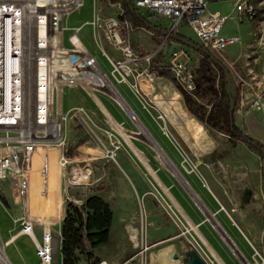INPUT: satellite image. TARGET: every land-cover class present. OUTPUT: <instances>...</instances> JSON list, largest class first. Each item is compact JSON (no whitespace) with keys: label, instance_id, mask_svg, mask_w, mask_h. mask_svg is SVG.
Returning <instances> with one entry per match:
<instances>
[{"label":"rangeland","instance_id":"374dc122","mask_svg":"<svg viewBox=\"0 0 264 264\" xmlns=\"http://www.w3.org/2000/svg\"><path fill=\"white\" fill-rule=\"evenodd\" d=\"M234 1L228 0V6L219 5L211 9H220L229 16L223 33L235 36L238 41L219 54H211L230 75L231 96L237 99L235 125L264 145V0H250L258 15L240 24L233 19ZM92 9L93 0H83V7L66 20L69 30L64 33V44L68 46L72 30L81 27L78 33L80 42L106 69L107 62L95 46L88 25ZM146 21L153 27L165 26L161 19L146 17ZM179 31L187 39L195 40L189 27L181 26ZM134 39L148 50L157 44L155 38L150 41L142 31L136 32ZM104 48L110 52L107 46ZM192 56L191 67L199 90L194 98L190 97L209 111L220 92L219 74L216 69L211 75L199 70L200 57L194 50ZM152 81L147 83L155 93L152 98L144 93L135 97L124 85L117 86L124 95L122 102L117 97V104L102 95L94 94V97L143 154L158 181L180 204L216 255H229L233 264H241L205 217L201 204L185 188L183 178H179L153 146L154 139L243 257L251 264H264V182L261 180L264 156L242 143L231 144L226 135L199 122L187 111L182 95L172 82L161 77ZM61 97L65 145L63 150L56 145L51 151L50 225L63 219L64 212L70 211L71 206H81L84 200L99 197L108 204L112 214L109 241L99 246L100 251H97L104 255V259L108 257L105 259L107 262L111 263L110 259L115 264H171L170 257H181L195 248L209 264H213L208 258L211 256L208 248L119 132L112 128L93 97L80 88H65ZM143 126L149 130L148 137L140 136ZM61 151L68 162L64 166L59 165ZM40 153L44 155L42 151ZM111 154H114V159ZM32 167L31 218L33 222L43 224V168L38 160H34ZM5 187L9 194L8 187ZM247 191L250 193L248 198L245 197ZM0 199L4 205L0 204V235L2 241H7L19 232L20 227L15 223L17 210L9 205L6 197ZM127 226L136 229L138 248H133ZM36 237L40 239L38 233ZM6 253L13 264L39 262L26 236H19L7 247ZM92 254V258H88L86 253L79 254L75 264H95L102 259L94 252ZM58 258L57 264H61Z\"/></svg>","mask_w":264,"mask_h":264},{"label":"built area","instance_id":"2783aa9c","mask_svg":"<svg viewBox=\"0 0 264 264\" xmlns=\"http://www.w3.org/2000/svg\"><path fill=\"white\" fill-rule=\"evenodd\" d=\"M223 1L132 0L131 8L145 21L146 17L165 21V26L149 30L125 14L122 1L93 0L88 25L95 46L107 62V68L103 69L93 53L76 46L81 27L73 29L68 46L64 44V33L69 30L66 20L83 7V0H0V140L8 144L0 153V198L6 197L9 205L17 210L15 223L20 230L14 236H27L33 242L39 264L58 263L60 224L57 230L55 224L46 227L30 220L26 212L27 161L16 147L59 139L63 150L61 126L53 121L49 109L58 90L63 92L65 88L87 92L89 87L93 94L112 99V93L123 98L117 86L124 85L137 97L143 93L140 81L154 80L158 77L157 71L164 70L171 73L183 92L194 98L199 84L191 67L193 49L178 39L186 38L179 28L189 27L195 37L192 42L212 54L235 45L238 39L223 33L229 16L209 10L212 4ZM233 3V19L237 23L256 18L257 9L250 0ZM138 31L150 41L155 38L157 44L153 49L148 50L134 41ZM56 35L60 36L59 43L54 41V46L48 47ZM27 114L43 115L46 119L25 121ZM35 232H40L39 240ZM0 264H11L1 235ZM95 264L113 263L100 259Z\"/></svg>","mask_w":264,"mask_h":264},{"label":"trees","instance_id":"16d2710c","mask_svg":"<svg viewBox=\"0 0 264 264\" xmlns=\"http://www.w3.org/2000/svg\"><path fill=\"white\" fill-rule=\"evenodd\" d=\"M111 1H122L127 16H131L136 23L149 30L154 28L131 8L132 0ZM178 39L197 52L200 57L199 70L209 75L213 74L214 69L217 70L220 79L218 97L207 111L203 105L198 104L177 86L170 72L158 70V77L175 85L182 95L185 108L199 122L220 134L226 135L231 144L233 142L235 144L242 143L250 150L264 156V145L243 133L234 123L237 99L235 100L231 96V89H229L231 78L227 69L207 50L183 37ZM261 180L264 182V170H262ZM111 223L112 214L109 206L99 197L88 198L84 200L81 206H71L70 211L64 212V218L60 223L59 257L61 264H75L79 254L83 253H86L88 258H92L95 248L108 243Z\"/></svg>","mask_w":264,"mask_h":264},{"label":"bare ground","instance_id":"6f19581e","mask_svg":"<svg viewBox=\"0 0 264 264\" xmlns=\"http://www.w3.org/2000/svg\"><path fill=\"white\" fill-rule=\"evenodd\" d=\"M54 41L56 42V44L59 43L60 36L59 35H56L55 38L51 39L50 40V44H49L48 47H50V48L53 47L54 46ZM40 46H44V43L43 42H40ZM76 46L79 49H81V50L84 47V45L82 44V42H79V40L76 42ZM25 74H27V72H25ZM148 82H153V81L152 80H148V79L141 80L140 81V90L146 96L152 98V96L155 93H153L152 90L147 86V83ZM86 90L93 97V99L100 106V108L104 111V113L106 114V116L108 118L109 124L112 126V128L115 129L117 132H119V134L125 140V142L128 145V147L131 149V151L135 154V156L142 163V165L144 166V168L156 180V182L162 187L165 195L170 199L171 203L177 209V211L181 214V216L183 217V219L189 224L190 228L194 231V233L196 234V236H198L199 240L204 244V246L206 248H208V250H209L208 252H210L212 258L214 257L216 259V261L220 262L218 256L209 248V246H208L209 244H207V242L205 241V239L200 234V232L198 230V227L196 225H194L189 220V218L184 213V211L182 210V208L180 207V205L172 198L171 194L167 191V189H165L161 185V183L158 181L156 175L154 174L153 170L148 165V163L146 161V158L143 156V154L131 143L130 138L124 134L123 130L115 123V121L109 116V114L102 108V106L99 104V102L95 99L94 94L92 93L91 89L89 87H86ZM61 96H62V92L60 90H58L57 95H56V98H55L54 102L52 103V106L50 107L49 112H50V114L52 113V115H53V117H52L53 118V121L55 122V120H56V123L58 124V126H61V130L63 132L65 115L63 114V112L61 110V102H62V97ZM116 97L119 98V99L121 98V97H119L115 93H112L111 94V98H112V100L115 103H116ZM123 100H124V98H123ZM121 102H122V98H121ZM126 102H125V106H126ZM123 104H124V101H123ZM127 109H128V106H127ZM129 111H130V109H129ZM133 113H135V112L133 111ZM131 114H132V111H131ZM137 117H138V115H137ZM26 118H25V121L28 120V119H30V120L36 121V122H44L45 119H46L43 115L33 116L32 114H30V115L27 114V117ZM135 119H136V117H135ZM137 121H138V118H137ZM3 132H5V131H3ZM148 133H149L148 128L146 126H143V130L140 133V136L148 137ZM63 136H64V134H63ZM149 138H150V134H149ZM154 141H155V145H154ZM6 145H8L6 141H1L0 140V153L1 154L4 152V149L6 148ZM56 145H57V147H60V150H61V145H60L59 139H56V140H46V139H44V140H40V141H37V142H31L29 144L18 145L16 147L17 150H19L22 154H24L26 156V161H27V163H26V165H27L26 170H27V173H28L27 202H26L27 209H26V212H27V214H28V216H29V218H30L31 221H33V218H31V204H32V176H31V173L33 172L32 171V168H33L32 166H33L34 160H38V162L41 164V166L43 168V197H44V202H43V209H44L43 224L46 227L50 226V220H51L50 219V210H51V202H50V199H51V173H50V169L52 167V163H51V151H52V148L53 147H56ZM153 146H155V148L157 150H159V153L161 152V155H163V158L165 157V162H167L169 164V166L171 167V169H173V171H175V173H177V175H179V178L180 177H181V179L183 178V183L185 181V188H187L191 192V194L197 200V202H199V204H201V207H203V210H205V212H207V209L205 208V205H203V202L201 201V199L198 196V194L191 187V185L189 184V182H187L184 179V177L178 171V169H176V167L174 165H172V163H170V160L168 159V157L164 153V151L161 149V146L159 145V143L157 142L156 139L153 140ZM40 151H42V154H44L43 156H41ZM104 152L107 153V154H109V152L107 150H105ZM110 157L112 159H114V154H111ZM67 163L68 162H67L66 158L62 155V152H61V157L59 159V165H61V166L63 165L64 166ZM69 183H72V181L70 180ZM262 201H264V200H262ZM215 222L222 229V227L219 225V223L217 221H215ZM126 229L128 231V234H129V240H130L131 244H133V248H138V244L139 243H138V238H137L138 234H137L136 229H133L130 226H127ZM222 231L225 233V231L223 229H222ZM225 235L228 237V239L230 240V242L234 245L235 251H237V254H236L237 256L236 257L241 262V264H251L250 261L245 256L243 257V255L241 254L240 250L234 244V242L232 241V239L226 233H225ZM17 238H18L17 236L11 235L8 238L7 241H3L4 242V250H5V254H6L7 258H8V255L6 253V249H7L8 246H10V244H12L13 242H15V240ZM177 257L178 256L173 255L172 257H170V260L173 261V262H177ZM8 260H9V258H8ZM10 263L13 264L11 261H10Z\"/></svg>","mask_w":264,"mask_h":264},{"label":"water","instance_id":"95a60500","mask_svg":"<svg viewBox=\"0 0 264 264\" xmlns=\"http://www.w3.org/2000/svg\"><path fill=\"white\" fill-rule=\"evenodd\" d=\"M232 144L235 145L234 142ZM249 196H250V193L247 191L245 193V197L248 198ZM198 208H200L199 205H198ZM201 210L203 211L205 217L212 223L214 229L219 233V235L224 240V242L227 244V246L236 255L237 251H235L234 245L230 242V240L225 235V233L222 231V229L213 220L212 216L208 213V211L204 212L203 209H201ZM182 263L183 264H207V262L204 259V257L195 248H192L191 250H188L187 252L184 253V255L182 256Z\"/></svg>","mask_w":264,"mask_h":264},{"label":"crops","instance_id":"0c3cea01","mask_svg":"<svg viewBox=\"0 0 264 264\" xmlns=\"http://www.w3.org/2000/svg\"><path fill=\"white\" fill-rule=\"evenodd\" d=\"M219 5H222V6H224L225 7V5L226 6H228V0H224L223 2H220V3H218V4H212L210 7H209V10L211 11V12H214V11H218V12H220L222 15H226V14H223L222 13V10H220V9H211V8H213V7H217V6H219ZM225 35H227V34H225ZM227 36H229V35H227ZM186 39V38H185ZM187 40H189V39H187ZM134 41H135V39H134ZM191 42H192V40H190ZM149 86H150V84H149ZM236 145V144H235ZM129 180V179H128ZM132 180V179H131ZM130 182V181H129ZM131 183V182H130ZM133 183V182H132ZM131 183V185L134 187L135 185L134 184H132ZM178 203V202H177ZM179 204V203H178ZM180 205V204H179ZM181 207V206H180ZM182 208V207H181ZM183 210V209H182ZM184 211V210H183ZM184 213H185V211H184ZM186 214V213H185ZM187 215V214H186ZM188 216V215H187ZM63 217V216H62ZM191 220V219H190ZM59 224H60V222H56L55 223V225L54 226H56L55 228L58 230L59 229ZM38 234H39V236H40V232H37ZM152 235V234H151ZM27 237V236H26ZM30 240V239H29ZM31 241V240H30ZM31 243H32V245H33V248H34V250H35V247H34V244H33V242L31 241ZM97 251H100V247H97V248H95L94 250H93V252H94V254L96 255V256H98V257H100V258H102L103 260H105V259H108V257H106L105 256V259H104V255L103 256H101V253H99V252H97ZM218 255V254H217ZM209 258V260L211 261V262H213V264H233V259H232V257L231 256H229V255H222V256H220V255H218V258H219V260H220V262H218V261H216V259L214 258H212V256H210V257H208ZM205 259V258H204ZM206 260V259H205ZM108 261H110L111 263H113V264H115V262H113L112 260H108ZM171 261V260H170ZM37 264H39V262L37 263ZM57 264V263H56ZM171 264H183L182 263V256L181 257H177V262H173V261H171Z\"/></svg>","mask_w":264,"mask_h":264}]
</instances>
